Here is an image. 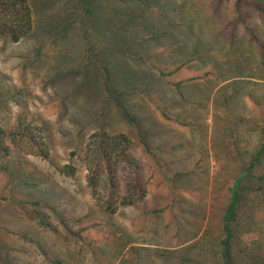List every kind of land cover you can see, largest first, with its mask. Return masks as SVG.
I'll return each mask as SVG.
<instances>
[{"label": "rangeland", "instance_id": "rangeland-1", "mask_svg": "<svg viewBox=\"0 0 264 264\" xmlns=\"http://www.w3.org/2000/svg\"><path fill=\"white\" fill-rule=\"evenodd\" d=\"M27 2L30 32L0 37V125L25 115L49 156L0 152V264H219L228 188L251 162L230 228L233 248L264 252V0ZM95 132L127 137L135 205L96 204Z\"/></svg>", "mask_w": 264, "mask_h": 264}, {"label": "trees", "instance_id": "trees-1", "mask_svg": "<svg viewBox=\"0 0 264 264\" xmlns=\"http://www.w3.org/2000/svg\"><path fill=\"white\" fill-rule=\"evenodd\" d=\"M260 11H263L262 5H255ZM32 28L31 9L27 0H0V37L5 38L11 42H18L25 37ZM178 69L175 68L174 71ZM171 74V73H169ZM161 77L167 74L160 72ZM257 79V78H256ZM178 89L181 82L174 84ZM108 92H110V85L105 84ZM202 103V101L200 102ZM128 118L129 115L126 114ZM131 121L136 124L134 119ZM39 128L34 126L31 121H28L23 114H17L14 123L10 126L0 125V152L4 155L9 153V146L6 140H9L14 147V151L24 155H35L43 159L49 156L48 147L45 144L39 132ZM141 142L142 136L139 135ZM127 137L122 134H109L106 132H95L90 135L87 143L85 155L83 157L86 167V185L90 188L96 204L99 206H106L110 213L115 212L116 206H113L119 200V205L132 206L144 197L142 190L136 185L134 181V172L136 161L130 157L127 150ZM255 164L250 163L247 168L241 167V172L233 179L232 185L228 188L230 193V201L227 209L224 212L223 221L221 224L222 236L219 240L220 257L219 264H264V252L255 251L254 249L245 250L244 248H233L235 240L234 233L230 228V223L235 219L236 214L234 207L239 200L238 189L242 179L251 177L249 170ZM17 166L13 165L16 169ZM11 168V175L15 174L14 169ZM60 173L67 176L73 175L75 169L72 165H65L57 168ZM124 175H128L127 178ZM13 181V178L11 179ZM124 191H131L130 194L125 195ZM123 193V194H122ZM122 194V195H121ZM120 197V198H119ZM0 201H6L5 198L0 197ZM28 204L29 202L23 201ZM36 204V202H34ZM32 203L31 205L33 206ZM67 220L60 218L62 227L71 234H77L79 237L87 235V228H81L79 232L74 233L69 223H78L81 219L67 216ZM1 239V238H0ZM199 243L188 245V248L193 249ZM56 263L60 264L61 260Z\"/></svg>", "mask_w": 264, "mask_h": 264}, {"label": "crops", "instance_id": "crops-1", "mask_svg": "<svg viewBox=\"0 0 264 264\" xmlns=\"http://www.w3.org/2000/svg\"><path fill=\"white\" fill-rule=\"evenodd\" d=\"M258 87L260 88H264V78L262 79H256L255 82H254ZM263 94H264V91H263ZM264 98V96H263Z\"/></svg>", "mask_w": 264, "mask_h": 264}]
</instances>
